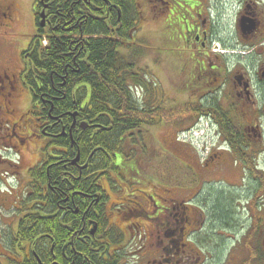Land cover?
<instances>
[{
    "label": "flooded vegetation",
    "instance_id": "af4514ba",
    "mask_svg": "<svg viewBox=\"0 0 264 264\" xmlns=\"http://www.w3.org/2000/svg\"><path fill=\"white\" fill-rule=\"evenodd\" d=\"M32 1L36 30L20 64L12 57L17 44L4 36L15 30V1L0 0V39L8 44L0 50V191L7 194L0 210L10 215L23 203L0 236V264H129L128 255L131 264H195L201 236L214 239V250L231 239L242 264H264V0H234V32L225 36L219 0H91L104 5L92 16L97 22L102 15L112 20L116 11L108 26L118 32L124 24L126 39L117 40L130 60L144 56L136 55L133 40L145 34L146 14L166 20L155 34L172 53L154 66L164 71L167 64L173 76L162 78L153 68L152 83L138 76L139 105L157 108L147 113L153 126L158 109L190 106V114L177 110L176 122L205 124L216 137L195 156L176 147L178 137L172 140L187 164L177 160L189 170L177 171L170 186L146 179L144 189L133 181L142 168L132 137L112 142L110 152L95 143L107 128L97 129L102 116L88 106V86L72 83L70 106H56L57 86L44 85L33 70L50 2ZM165 85L172 91L169 101ZM28 156L34 160L25 166ZM219 202L228 205L229 223L215 214Z\"/></svg>",
    "mask_w": 264,
    "mask_h": 264
},
{
    "label": "trees",
    "instance_id": "16d2710c",
    "mask_svg": "<svg viewBox=\"0 0 264 264\" xmlns=\"http://www.w3.org/2000/svg\"><path fill=\"white\" fill-rule=\"evenodd\" d=\"M44 1L50 2V5L46 3L45 8V14L50 20L44 29H40L43 35L34 52L33 70L40 78H44V85L50 83L57 86L56 91L60 94L56 97L57 101H54L55 105L70 106L69 86L76 82L86 84L89 91L88 106H91L94 114L102 116V125L97 129L107 128V133L103 131L95 143L101 145L103 151L110 152L112 142H118L120 137L128 134L129 137L140 138L144 125L153 124L152 116L147 113L157 112V108L140 106V100L137 103L133 98L132 90L136 89V85L141 82L138 75L134 73L138 60L136 57L130 60L122 55L123 50L119 49L123 42L117 38L126 39L124 24L123 27L119 26L122 31L118 32H113L108 26L116 21V11L113 12L112 20L102 15L97 22V19L92 16H95L98 11L96 7H104L103 4H98L101 2ZM132 2L133 0H126L124 5H131ZM125 14H123V20L128 15L131 16L130 11ZM85 15L87 20L83 24ZM71 18H73L72 21ZM113 24L111 29L114 26L117 27V23ZM43 40H46L45 45H42ZM62 82H65V85L59 88ZM34 88L37 89L36 86ZM63 89L66 92L64 99L61 95ZM158 111L162 112L159 109ZM98 158L101 162L104 155ZM218 204L215 208V214L220 216L218 220L229 223L224 216H227L228 205L223 202ZM218 220L216 221L219 222Z\"/></svg>",
    "mask_w": 264,
    "mask_h": 264
},
{
    "label": "rangeland",
    "instance_id": "374dc122",
    "mask_svg": "<svg viewBox=\"0 0 264 264\" xmlns=\"http://www.w3.org/2000/svg\"><path fill=\"white\" fill-rule=\"evenodd\" d=\"M14 1L16 7V21L14 26L15 30L12 33H7L4 36L5 38L15 41V44H17L16 48H14L15 50H13L12 52V57H14L16 63L22 64L23 61L21 58V52L29 44L30 38L33 36V34H35L36 30L33 18V1ZM217 5H219L221 9L222 16L220 25L221 35L225 36L229 33H232L233 35L234 15L236 10L234 0H219ZM146 19L148 23L143 32L145 34L141 35L140 33V36L138 37L139 39H141V41L138 42V40L136 41V39L133 40V43L136 46V55H144L141 59L137 57L138 62H136L134 73L141 77L146 76L147 79L150 80L152 77L151 73L153 68V70H156L157 74H159V76H161L162 78L164 74L166 75V77H172L173 71L171 76V72L167 64L164 68V71H161L159 67L154 66V60H161V56H169L172 53L171 51H169L171 47L168 48L167 46H162L166 44H162V40L157 38L155 34L156 29L158 27H161L162 24H165L166 20L161 19L159 16H155L151 13L146 14ZM0 44H4L3 47H0V50L7 49L6 47L8 46V44L2 42L1 39ZM221 50L222 52H224L223 49ZM168 52H170L169 55H167ZM163 61H165V58L163 59ZM153 77L154 78L152 79L158 80L155 76ZM165 91L166 93H168L169 91L167 85H165ZM169 93L168 97L166 96V99L168 101L173 96L171 90ZM141 95V92L138 91L137 96L139 97V99H142ZM25 101L27 103L30 101L29 92H26ZM177 110L181 111L182 114L191 113L190 106H181L180 109L175 108V106H164V111H158L159 121L157 124H155L154 126L152 124V126L144 127L143 131H141L142 136L140 138L132 137V139H130V142H133V144L136 145V147H133L134 149L132 150H135L133 152V155L136 156L135 160H137V165L138 167L142 168L141 170H139L140 172L134 176L133 180H139L140 184H136L140 187V189L146 188V184L144 185V181L146 179L151 181L152 185L154 186H159L161 184H167V186L173 185V183L171 182L176 178L177 171H182L183 168H185L184 170H189V167L177 160V158H179L183 163L187 164V161L177 153V146H183L182 149L185 148L187 155L192 153L193 156H195L194 151L198 152L202 145H204L206 149H209V146L215 143L216 137L213 135V133L209 132L210 128L207 129L205 125L192 128L190 127L188 122L184 121L182 124L177 123L175 120L177 114H174L175 112H178ZM187 129L190 130L184 132ZM135 133L138 134V132ZM177 137L179 144L177 143L176 147L174 145L172 146V140L176 139ZM127 145L128 140L124 143L125 150L128 149ZM204 154L201 155L200 158H203ZM33 160L34 158L28 156L27 158L25 157L23 163L25 166H28L29 161ZM4 178L13 181V178H10V175H5L3 176V179ZM5 194L6 193L4 191H0V200L4 199V197L7 196V194ZM9 205H11V202H7V206ZM22 206L23 203H17V205L12 208L10 215L0 210L1 237L7 235L8 231L6 230H10L9 228H7V224L5 223H7L8 220L13 219L14 214L16 216H19V214L21 215ZM237 240L238 238L235 240V242ZM211 242L214 243V239L210 240L208 237L205 238L204 236H201V239L198 242V250L200 251L198 253L199 261H197L195 264H242V258L239 257L237 251H232L233 249L231 246V239H229L224 244L222 250H214ZM129 248L130 246L128 247V249ZM232 255H234L236 259H232L231 261L229 260V262L228 258ZM127 257L128 260H126L130 262L129 264H131V255H128Z\"/></svg>",
    "mask_w": 264,
    "mask_h": 264
},
{
    "label": "water",
    "instance_id": "95a60500",
    "mask_svg": "<svg viewBox=\"0 0 264 264\" xmlns=\"http://www.w3.org/2000/svg\"><path fill=\"white\" fill-rule=\"evenodd\" d=\"M43 17H44V16H43V12H42V13H41V19H43ZM42 21H43V20H42Z\"/></svg>",
    "mask_w": 264,
    "mask_h": 264
},
{
    "label": "bare ground",
    "instance_id": "6f19581e",
    "mask_svg": "<svg viewBox=\"0 0 264 264\" xmlns=\"http://www.w3.org/2000/svg\"><path fill=\"white\" fill-rule=\"evenodd\" d=\"M135 98H137V99L139 100V98H138V97H136V96H135Z\"/></svg>",
    "mask_w": 264,
    "mask_h": 264
}]
</instances>
